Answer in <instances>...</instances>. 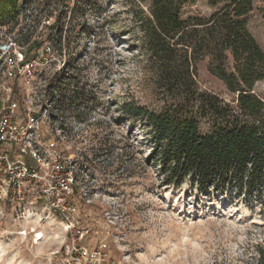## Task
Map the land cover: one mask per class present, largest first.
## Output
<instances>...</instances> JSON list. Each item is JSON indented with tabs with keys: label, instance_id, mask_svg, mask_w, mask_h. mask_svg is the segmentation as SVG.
Returning a JSON list of instances; mask_svg holds the SVG:
<instances>
[{
	"label": "rangeland",
	"instance_id": "rangeland-1",
	"mask_svg": "<svg viewBox=\"0 0 264 264\" xmlns=\"http://www.w3.org/2000/svg\"><path fill=\"white\" fill-rule=\"evenodd\" d=\"M231 1L188 0L182 16H209ZM75 5L33 0L2 26L29 54L45 42L54 45L51 60L31 81H20L15 98L20 111L40 120L37 147L45 165L39 174L61 162L76 180L66 203L48 199L45 180L27 183L22 199L0 202V264H55L71 240L64 223L69 212L85 230L79 242L108 244L109 264H258L259 204L249 206L234 192L200 193L189 181L168 185L150 159L145 131L122 115L124 102L158 109L163 101L142 48L138 19L147 3L84 0L76 13ZM253 5L247 27L264 50V0ZM60 31L61 44L54 36ZM208 63L197 65L200 89L233 99ZM254 92L264 100V79ZM11 157L17 159L15 151ZM24 159L37 165L30 153ZM39 231L44 238L35 243Z\"/></svg>",
	"mask_w": 264,
	"mask_h": 264
},
{
	"label": "trees",
	"instance_id": "trees-1",
	"mask_svg": "<svg viewBox=\"0 0 264 264\" xmlns=\"http://www.w3.org/2000/svg\"><path fill=\"white\" fill-rule=\"evenodd\" d=\"M32 1L0 0V24L16 21ZM138 1L148 5L138 19L142 48L163 101L158 109L124 102L122 115L145 131L150 159L168 185L189 181L208 195L234 192L264 213V100L254 92L264 79V50L247 27L254 0H232L209 16L186 19L188 0ZM61 31L54 35L59 44ZM206 58L233 99L198 86L197 65ZM256 248L264 264V238Z\"/></svg>",
	"mask_w": 264,
	"mask_h": 264
},
{
	"label": "built area",
	"instance_id": "built-area-1",
	"mask_svg": "<svg viewBox=\"0 0 264 264\" xmlns=\"http://www.w3.org/2000/svg\"><path fill=\"white\" fill-rule=\"evenodd\" d=\"M2 26L6 25L0 24V202L22 199L27 183L45 180L44 192L48 199L56 195L60 196L59 201L66 203V196L73 192L76 178L66 171L68 167L61 162L53 164L49 175L43 177L39 174V167L45 165L37 147L41 144L40 120L32 112L20 111L15 98L20 81H31L42 70L45 62L51 60L50 56L55 52L54 45L45 42L29 54L16 34L3 30ZM13 151L16 153V160L11 157ZM28 153L35 159L36 166L25 161L24 155ZM51 206H56L54 201ZM64 223L71 240L67 243L65 252L57 253L55 264L110 263L106 242L94 245L79 242L84 238L85 230L77 227L71 212L64 216Z\"/></svg>",
	"mask_w": 264,
	"mask_h": 264
},
{
	"label": "bare ground",
	"instance_id": "bare-ground-1",
	"mask_svg": "<svg viewBox=\"0 0 264 264\" xmlns=\"http://www.w3.org/2000/svg\"><path fill=\"white\" fill-rule=\"evenodd\" d=\"M29 219H32L31 215H29ZM22 233H24V232H22ZM35 237H36L35 243H39V241H41L44 238V234H43V232L39 231V233L37 235H35ZM3 251H4V249L0 244V254H2Z\"/></svg>",
	"mask_w": 264,
	"mask_h": 264
}]
</instances>
